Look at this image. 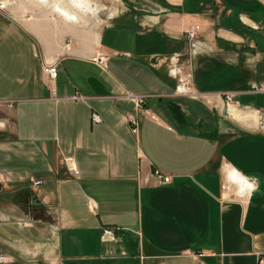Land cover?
Masks as SVG:
<instances>
[{
  "label": "crops",
  "instance_id": "1",
  "mask_svg": "<svg viewBox=\"0 0 264 264\" xmlns=\"http://www.w3.org/2000/svg\"><path fill=\"white\" fill-rule=\"evenodd\" d=\"M120 1L0 10V264H264V0Z\"/></svg>",
  "mask_w": 264,
  "mask_h": 264
},
{
  "label": "built area",
  "instance_id": "2",
  "mask_svg": "<svg viewBox=\"0 0 264 264\" xmlns=\"http://www.w3.org/2000/svg\"><path fill=\"white\" fill-rule=\"evenodd\" d=\"M6 5V1L2 0L0 1V10H3L4 7ZM187 38L189 40V47L191 49L192 53H195L197 50V38H196V29L195 28H191L187 31ZM92 61L97 63L100 66H104L105 62H106V57L104 55H97L92 57ZM43 73L45 75L48 76V78L50 80L55 79L56 75H57V66L55 62H46L43 67H42ZM178 85L176 87V90L180 93H190L192 94L191 91H189V87L186 83V81L181 78L178 77ZM253 87H257V85H253ZM232 94L230 92H227L224 94V100L226 103V106H228L231 101H232ZM71 99H82L81 95L79 94H74L70 97ZM130 99L134 101L135 105L137 108H141L142 107V96L141 95H131ZM91 120L95 123H98L100 121L99 116L96 113H91ZM128 122L130 123L131 126V130L133 132L136 131L137 125H138V118L137 117H129ZM261 128L264 129V123L261 124ZM72 171L77 174V170L76 169H72ZM155 174L160 177L162 179L163 182L167 183L170 181V176L168 175H161V173L156 170ZM232 179L234 182H236V184L238 186H243V187H247L250 188L251 187V182H248L246 179L240 177L238 174L234 173L232 176ZM39 181H34V184H39ZM114 230L111 227H103L102 231H101V239L103 240H111L114 239ZM8 258L0 255V261H6Z\"/></svg>",
  "mask_w": 264,
  "mask_h": 264
},
{
  "label": "rangeland",
  "instance_id": "3",
  "mask_svg": "<svg viewBox=\"0 0 264 264\" xmlns=\"http://www.w3.org/2000/svg\"><path fill=\"white\" fill-rule=\"evenodd\" d=\"M2 1V0H0ZM7 2V0H5ZM93 7L94 9L98 8L99 11H102L104 20L107 21L110 17V10L112 9V6L121 5L122 3L120 0H88V6ZM11 262L9 259L6 261H0V263H9Z\"/></svg>",
  "mask_w": 264,
  "mask_h": 264
},
{
  "label": "bare ground",
  "instance_id": "4",
  "mask_svg": "<svg viewBox=\"0 0 264 264\" xmlns=\"http://www.w3.org/2000/svg\"><path fill=\"white\" fill-rule=\"evenodd\" d=\"M56 10H57V11H60V12H62V13L65 12V11H63V10L61 9V7L59 8L58 6H56ZM64 14L67 15L68 17H73V14H68V13H66V12H65Z\"/></svg>",
  "mask_w": 264,
  "mask_h": 264
}]
</instances>
